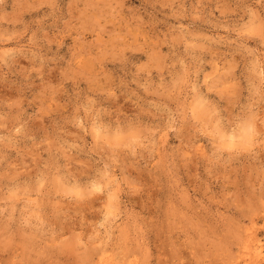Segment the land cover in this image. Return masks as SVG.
<instances>
[{"label":"rangeland","instance_id":"rangeland-1","mask_svg":"<svg viewBox=\"0 0 264 264\" xmlns=\"http://www.w3.org/2000/svg\"><path fill=\"white\" fill-rule=\"evenodd\" d=\"M0 264H264V0H0Z\"/></svg>","mask_w":264,"mask_h":264},{"label":"bare ground","instance_id":"bare-ground-1","mask_svg":"<svg viewBox=\"0 0 264 264\" xmlns=\"http://www.w3.org/2000/svg\"><path fill=\"white\" fill-rule=\"evenodd\" d=\"M106 259V258H105Z\"/></svg>","mask_w":264,"mask_h":264}]
</instances>
